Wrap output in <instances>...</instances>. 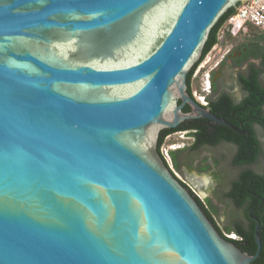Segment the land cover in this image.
<instances>
[{
    "label": "water",
    "instance_id": "1",
    "mask_svg": "<svg viewBox=\"0 0 264 264\" xmlns=\"http://www.w3.org/2000/svg\"><path fill=\"white\" fill-rule=\"evenodd\" d=\"M247 0H0V264H252L159 152ZM234 10V11H235ZM185 106L190 108L184 112Z\"/></svg>",
    "mask_w": 264,
    "mask_h": 264
},
{
    "label": "trees",
    "instance_id": "2",
    "mask_svg": "<svg viewBox=\"0 0 264 264\" xmlns=\"http://www.w3.org/2000/svg\"><path fill=\"white\" fill-rule=\"evenodd\" d=\"M234 10L235 9H230L212 29L209 40L203 50L200 62L197 63L188 74V92L191 97H193L191 85L194 73L210 51L218 44L219 30L228 17L234 13ZM251 31L259 34V38L264 41V32H260L253 28L250 29V32ZM226 36L229 35L226 33ZM251 53L256 58H263L264 65V53H261L259 48L252 47ZM258 73L259 71H255L254 74L258 75ZM243 82L245 86L252 91V93L254 92V94L260 89V85L256 80L254 83H250L248 80L243 79ZM214 90H216L215 87ZM254 94L251 95L250 99L241 106H234L226 97L225 101L219 100L212 103L213 111L216 114H219L221 111V105L224 106L226 104L227 110H225L224 114L221 113V115H227L226 119L232 127L218 124L207 125L206 123L210 122L204 119L189 120L176 129L162 131L159 138V150L167 136L177 132L187 131L189 132V137H191L193 141V150H198L203 146H217L223 142L231 143L238 147L237 155L233 160L234 165L241 166L257 163L262 150L254 131V125H240L239 121H237L234 116V113H241L242 118L246 119L240 122H248V116L253 115L251 109V104H253V102L251 103V98H253ZM262 104L263 103L255 105V119L256 121L262 123V126H264V119H262V112L260 110ZM184 111H188V108H185ZM172 159L174 168L176 170H180V166L177 162V151L172 152ZM192 195L196 198L200 207L204 210L205 214L213 222L221 235L227 240L234 242V244H236V246H238L243 252L250 255H255L257 253L258 247L255 240V229L259 223L260 227L258 234L261 239L262 250L259 257L252 264H264V171L262 173H256L254 171L247 170L242 173L236 182H234L231 190L227 193V197L232 200L236 208L244 211L245 222H235L233 228H226L225 232L221 230L215 222L213 217L214 214L205 207L198 197H196L193 193ZM207 201L208 203H211L209 200ZM225 234H235L240 239L233 240L227 238Z\"/></svg>",
    "mask_w": 264,
    "mask_h": 264
},
{
    "label": "rangeland",
    "instance_id": "3",
    "mask_svg": "<svg viewBox=\"0 0 264 264\" xmlns=\"http://www.w3.org/2000/svg\"><path fill=\"white\" fill-rule=\"evenodd\" d=\"M248 45L251 48L257 47L261 50V53H264V41L255 32L249 31L237 37L226 36L221 33L218 44L210 51L194 73L191 85L193 97L195 99L205 97L207 103L214 84L216 92L213 96L225 91L236 93L238 91L237 68L232 58L236 51L238 52L239 49ZM224 59L225 61L222 64ZM255 63L258 64L259 62L256 61ZM220 64L221 66H219ZM208 78L211 86L209 91L208 86H206ZM171 142L182 143L181 146L190 147L193 141L191 138L182 139L176 136L172 138ZM234 153L235 148L226 143H222L217 147H204L194 153L191 157L192 161L191 158L188 159V161H191L192 169H175L178 177L175 176L187 183L196 192L205 207L214 214L215 222L224 232L226 228H233L235 222H245L244 211L236 208L227 197L231 184L227 183L226 179L231 177L233 172H238V169L232 165ZM262 165L263 158L254 165L253 169L257 173H261ZM198 179L203 183L205 180L207 181L205 189L199 187L200 185L198 186ZM207 200L211 203H208Z\"/></svg>",
    "mask_w": 264,
    "mask_h": 264
},
{
    "label": "flooded vegetation",
    "instance_id": "4",
    "mask_svg": "<svg viewBox=\"0 0 264 264\" xmlns=\"http://www.w3.org/2000/svg\"><path fill=\"white\" fill-rule=\"evenodd\" d=\"M251 51H252V48L250 47V45H248L246 47L244 46L242 49H239L238 52L236 51L237 53L235 52L234 57L232 58V61L237 68L236 81H237L238 91L234 94L231 92L225 91V92L217 94L216 96H213V94H215V92H216V90H214V87H215V84H214V86L212 87V93L208 97V102H207L208 104L206 107L209 108L210 111L214 115H216L219 118L224 119L227 123H229L228 120L226 119L227 115H225V116L223 115L225 110H227L226 104L224 106L221 105V107H222L221 111L219 112V114H216L213 111L212 103L217 102L219 100L225 101V97H226L229 99V101L234 106H241L243 103H246L250 99L251 95L254 94V92L252 93V91L245 86L243 79L248 80L250 83H254L255 80L259 83L260 89L258 91H256L253 98H251V100H252L251 103L253 102V104H251V109H252L253 115L248 116L249 117L247 120L248 122H243V123L240 122V121H244L246 119V118H242L241 113L240 114L234 113V116H235L236 120L239 121L240 125H246V124L254 125V131H255L256 137L258 139L260 148L262 150V153L259 156L258 161L261 158H263V165H262V172H263L264 171V141H262V140H264V126H262L263 124L256 121V119H255V115H256L255 105L263 103L261 105L260 110L262 112V119H264V65H263V58L254 57L252 55ZM224 61H225V59L222 61V64ZM256 61H258L259 63L258 64L255 63ZM219 66H221V64ZM255 71H259L258 75L254 74ZM185 108H188V111H186V112L190 111V108L188 106H185ZM221 113H223V114L221 115ZM195 120H197V119H195ZM204 120H207V119H204ZM208 121L210 123H206L207 125L208 124L209 125L217 124L213 121H210V120H208ZM218 125H221V124H218ZM223 143H226V142H223ZM226 144H229L235 148V153H234V156L232 159V165H233V167L238 169V172L235 171L231 174L232 178L229 177L228 179H226V182L231 184V188H232L234 182H236L240 178V176L242 175L243 172H245L247 170H251V171L256 172L253 169V167L256 163H254L252 165H241V166L234 165L233 160L237 155L238 147L234 144H231V143H226ZM217 146H203L202 148H204V147H217ZM202 148H200L198 150H193L192 144H191L190 147H184L183 149L178 150L177 151V162L180 166V169H182V168H184V169L186 168L188 170L192 169V165H191L192 158L191 157L194 155V153H196L197 151H200ZM184 156H185V158H184ZM188 159H190L191 161L190 160L188 161ZM258 161H257V163H258ZM181 182L191 191L192 188H190V186L187 183H184L183 181H181ZM201 182L202 181L199 180L198 184L200 185V187L202 189H205V187H203V186H206V185H203L204 183L203 182L201 183ZM231 188H230V190H231ZM196 197H198V196H196Z\"/></svg>",
    "mask_w": 264,
    "mask_h": 264
},
{
    "label": "built area",
    "instance_id": "5",
    "mask_svg": "<svg viewBox=\"0 0 264 264\" xmlns=\"http://www.w3.org/2000/svg\"><path fill=\"white\" fill-rule=\"evenodd\" d=\"M252 28L260 32H264V0H247L241 3L239 7L234 11V13L230 15L222 25L219 30L218 36L221 33L222 35H226L227 33L228 35L237 37L240 34L248 33ZM209 80L210 79L208 78L206 83V86H208V91L211 87ZM202 99V104L204 106H207L208 103L205 102V97H202ZM176 136H179L182 139L191 138L189 137V132L187 131L171 134L165 138L159 152L165 164L172 171V173L177 176L172 159V152L182 149L183 146H181L182 143L171 142L172 138ZM191 191L196 196H198L193 189H191ZM226 237L233 240L240 239L235 234H230Z\"/></svg>",
    "mask_w": 264,
    "mask_h": 264
},
{
    "label": "bare ground",
    "instance_id": "6",
    "mask_svg": "<svg viewBox=\"0 0 264 264\" xmlns=\"http://www.w3.org/2000/svg\"><path fill=\"white\" fill-rule=\"evenodd\" d=\"M200 103H202L203 99L202 98H198L197 99ZM193 179V178H192ZM196 182V180H194ZM199 182V181H198ZM197 183V182H196ZM198 184V183H197ZM207 184V181L205 180L204 184L203 185H206ZM199 186V184H198ZM200 187V186H199ZM203 187H206V186H203ZM201 189V188H200Z\"/></svg>",
    "mask_w": 264,
    "mask_h": 264
},
{
    "label": "clouds",
    "instance_id": "7",
    "mask_svg": "<svg viewBox=\"0 0 264 264\" xmlns=\"http://www.w3.org/2000/svg\"><path fill=\"white\" fill-rule=\"evenodd\" d=\"M194 98V97H193ZM195 99V98H194ZM197 100V99H196ZM198 101V100H197ZM199 102V101H198ZM200 103V102H199ZM203 107H206V106H204L202 103H200ZM184 148V147H183ZM182 148V149H183ZM180 150V149H179ZM178 151V150H177ZM175 152V151H174Z\"/></svg>",
    "mask_w": 264,
    "mask_h": 264
}]
</instances>
